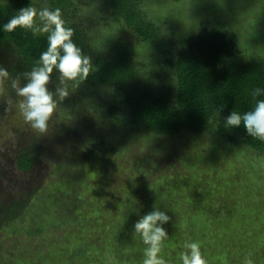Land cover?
<instances>
[{"label":"rangeland","instance_id":"obj_1","mask_svg":"<svg viewBox=\"0 0 264 264\" xmlns=\"http://www.w3.org/2000/svg\"><path fill=\"white\" fill-rule=\"evenodd\" d=\"M142 1L165 38L224 32L243 57L264 59V0ZM93 9L81 15L91 50H101L123 30L104 8ZM137 45L141 72L156 70L161 59ZM12 57L0 51V66L15 78L23 71L14 72ZM58 75L48 86L53 92ZM67 84L71 94L44 134L0 102V264H143L146 246L134 224L156 207L171 217L163 225L167 264H181L186 242H199L208 264H244L249 254L264 264L262 154L211 131L156 134L123 109L111 115L112 87ZM25 145L34 160L23 171L16 160ZM13 203L22 213L9 227L1 217Z\"/></svg>","mask_w":264,"mask_h":264},{"label":"trees","instance_id":"obj_2","mask_svg":"<svg viewBox=\"0 0 264 264\" xmlns=\"http://www.w3.org/2000/svg\"><path fill=\"white\" fill-rule=\"evenodd\" d=\"M142 3V0H0V51L12 52L14 72L31 71L47 48V34L34 35L31 30L19 27L5 32L3 25L28 6L38 11L45 5L52 10L59 7L65 26L74 29L73 41L91 58L95 68L82 84L108 86L116 91L108 102L111 115L123 109L133 124L170 137L182 131H211L219 140L246 145L264 156V142L248 136L243 125L225 127V119L232 111L251 110L252 89H264V59L243 57L224 32L196 40L165 38ZM89 6L104 8L123 30L105 49L91 50L89 46L90 26L81 15ZM137 43L149 47L152 58L161 59L156 70L141 72L142 65L134 55ZM55 73L59 74L54 70ZM144 73L148 76H142ZM221 105L223 108L218 112ZM17 155V167L28 170L34 160L30 148L20 147ZM16 209L17 203H13L12 214L8 212L1 217L4 225L19 219ZM57 219L59 222L61 217Z\"/></svg>","mask_w":264,"mask_h":264},{"label":"clouds","instance_id":"obj_3","mask_svg":"<svg viewBox=\"0 0 264 264\" xmlns=\"http://www.w3.org/2000/svg\"><path fill=\"white\" fill-rule=\"evenodd\" d=\"M18 27L31 30L34 35L47 34V48L31 71L15 78L0 66V102L7 105L5 111L14 105L33 130L44 134L48 131L58 103L71 94L67 82H72V88L76 89L88 79L95 68L91 58L73 41L74 29L65 26L59 7L52 10L45 5L39 11L33 6L22 8L3 25V31L12 32ZM54 70L59 73V85L55 92L48 87L52 83ZM9 87L19 99H12L8 93ZM261 96H264V89H252L254 105L251 110L244 113L232 111L225 119V127L238 128L243 125L248 136L264 142V99H258ZM222 108L223 105L217 109L218 112ZM170 220L171 217L165 211L156 207L134 224L135 235L146 246L143 264H167L161 252L164 242L169 238L163 225ZM184 248L185 251L180 253L181 264H208L199 242H186ZM251 255L245 257L244 264H254Z\"/></svg>","mask_w":264,"mask_h":264}]
</instances>
